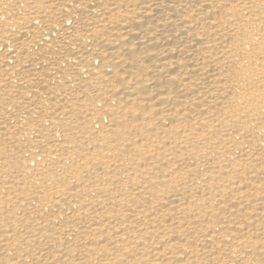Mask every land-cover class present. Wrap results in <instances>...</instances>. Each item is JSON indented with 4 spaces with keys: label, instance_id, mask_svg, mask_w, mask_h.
Instances as JSON below:
<instances>
[{
    "label": "bare ground",
    "instance_id": "1",
    "mask_svg": "<svg viewBox=\"0 0 264 264\" xmlns=\"http://www.w3.org/2000/svg\"><path fill=\"white\" fill-rule=\"evenodd\" d=\"M0 264H264V0H0Z\"/></svg>",
    "mask_w": 264,
    "mask_h": 264
}]
</instances>
